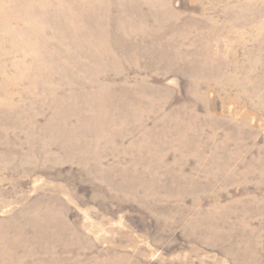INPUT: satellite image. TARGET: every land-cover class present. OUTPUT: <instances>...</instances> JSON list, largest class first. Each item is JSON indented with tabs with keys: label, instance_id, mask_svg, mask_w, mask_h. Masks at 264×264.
<instances>
[{
	"label": "rangeland",
	"instance_id": "rangeland-1",
	"mask_svg": "<svg viewBox=\"0 0 264 264\" xmlns=\"http://www.w3.org/2000/svg\"><path fill=\"white\" fill-rule=\"evenodd\" d=\"M24 1L0 0V264H264V0H97L90 36Z\"/></svg>",
	"mask_w": 264,
	"mask_h": 264
},
{
	"label": "bare ground",
	"instance_id": "bare-ground-1",
	"mask_svg": "<svg viewBox=\"0 0 264 264\" xmlns=\"http://www.w3.org/2000/svg\"><path fill=\"white\" fill-rule=\"evenodd\" d=\"M105 1H107V0H100V2H105ZM57 2L58 3L56 4V11H55L54 15L51 16V19L52 20L53 19H55V20H61L63 23L64 22H67V21H70V20H73V19H76L77 27L76 28L75 27L73 28L72 33L74 34V33H77L78 32L79 34H82L83 36L84 35L90 36V33L89 32H91V31L90 30H86L85 24H82L81 23V21L79 20L78 16L79 17L86 18L87 13H90L91 10L97 8V6L96 7L93 6L94 3H97V0H71L70 1L71 5H64L63 0H57ZM34 3H35V0H27V1H24V5L26 6V8L22 9V16L24 18H31L29 16L28 11H34L35 8L39 7V6L32 7ZM40 11H41V8H40ZM41 13H42V16L46 15L44 13V11L41 12ZM11 20H16L17 22L20 23V18H18L15 15H8V16H6L4 18V23L5 24H10V21ZM40 23L42 25H40L39 31H42V30H44V28L47 27V24H44L41 20H40ZM51 23H52V21H51ZM55 23H58V21L55 22ZM103 27L104 28H107V25L104 24ZM66 31H67V29H66ZM104 44L105 43L103 42V46H104ZM19 48L22 49V51H24V52L26 51L27 52V49H34L35 46L33 44H28L26 42L21 41ZM108 49L109 50H112L111 47H110V45H109V48ZM37 56L33 57V55H31V53H30V55L28 57L27 56H24V59L23 60H18L17 61V63L15 64V66L19 70L20 69L22 70V71L20 70V73H21L20 75H23L24 73L28 72V69L29 70L32 69L29 66H27V67L24 66V63L25 62H28L29 64H31L34 61V62H36V65L35 66L36 67L39 66V61H38ZM56 58H57V56H56ZM29 64H27V65H29Z\"/></svg>",
	"mask_w": 264,
	"mask_h": 264
}]
</instances>
